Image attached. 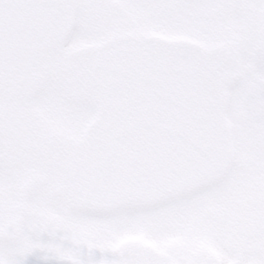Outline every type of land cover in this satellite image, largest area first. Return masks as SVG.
Segmentation results:
<instances>
[{
  "label": "snow or ice",
  "instance_id": "6c2138e0",
  "mask_svg": "<svg viewBox=\"0 0 264 264\" xmlns=\"http://www.w3.org/2000/svg\"><path fill=\"white\" fill-rule=\"evenodd\" d=\"M0 264H264V0H0Z\"/></svg>",
  "mask_w": 264,
  "mask_h": 264
}]
</instances>
